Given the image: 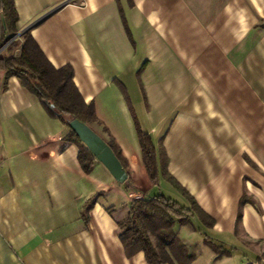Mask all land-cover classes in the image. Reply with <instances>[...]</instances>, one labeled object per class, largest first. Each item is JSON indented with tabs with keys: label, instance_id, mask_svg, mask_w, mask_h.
Wrapping results in <instances>:
<instances>
[{
	"label": "crops",
	"instance_id": "crops-1",
	"mask_svg": "<svg viewBox=\"0 0 264 264\" xmlns=\"http://www.w3.org/2000/svg\"><path fill=\"white\" fill-rule=\"evenodd\" d=\"M14 4L18 33H29L54 68L72 67L95 108L90 127L118 148L135 189L97 160L84 173L68 128L0 72V264H148L120 239L130 202L163 194L165 180L190 208L160 165L151 181L119 84L164 151L168 176L214 220L208 229L221 246L241 252L240 264H264V0Z\"/></svg>",
	"mask_w": 264,
	"mask_h": 264
},
{
	"label": "trees",
	"instance_id": "trees-1",
	"mask_svg": "<svg viewBox=\"0 0 264 264\" xmlns=\"http://www.w3.org/2000/svg\"><path fill=\"white\" fill-rule=\"evenodd\" d=\"M14 1L0 0V11L2 12L0 49L18 33V14ZM23 37L24 44L19 56H0V72L4 73L6 79L18 78L23 87L40 100L50 117L59 120L68 128L69 134L65 141L78 148L80 166L84 173L91 174L96 159L75 133L70 130L69 122L72 119H77L88 126L98 122L94 105L87 104L75 86L74 71L71 66L61 69L54 68L31 35L27 33ZM119 86L135 120L144 164L149 175L156 179L158 166L160 165L164 176L190 203V208L187 209L163 194L156 195L153 198L133 201L127 219L119 223L122 244L128 256L143 252L148 264H175V262L191 264L194 256L188 254L185 245L177 240L174 231L175 222L181 225L189 224L191 218L188 217L196 216L206 227L212 228L214 220L204 213L194 199L168 176V163L164 151L160 150L157 154L152 140L138 125L125 88L121 84ZM110 146L126 169L118 148L113 145ZM127 173L130 176L128 171ZM130 180L129 177L125 185H130ZM94 202V200L90 202L86 207V212L92 208ZM206 243L216 252L218 257L231 254L230 250L218 246L208 239H206ZM178 251H181L182 254L178 255Z\"/></svg>",
	"mask_w": 264,
	"mask_h": 264
},
{
	"label": "rangeland",
	"instance_id": "rangeland-1",
	"mask_svg": "<svg viewBox=\"0 0 264 264\" xmlns=\"http://www.w3.org/2000/svg\"><path fill=\"white\" fill-rule=\"evenodd\" d=\"M23 36L24 35L17 33L15 36H13L11 38V40L9 42H7L6 52L3 55L4 57H9V56L17 57L16 55L19 53V51L21 50V48L24 44V37ZM137 122H138L139 127L141 128L138 120H137ZM134 123H135V120H134ZM135 129H136V133L138 135L136 124H135ZM103 132H106V131H104V129H103ZM150 179L152 182L155 181L153 176H151ZM130 182H131L130 185H126V186L129 187L130 189H135L134 188L135 183L133 182L132 179L130 180ZM164 183H166L165 180L159 181V188L162 189L164 196L172 199L173 201H178V202L183 201V199L181 197H179V195H177L175 193L174 194L170 193L168 191L166 185H164ZM156 193L158 194V190ZM114 199H115L116 205H118L120 207L123 206L124 198L121 195H119L118 193H115ZM132 202L133 201H131L130 203L132 204ZM188 218L190 219L192 217H188ZM174 231L176 233L177 240L180 243L185 245L186 252H188V254H190V255H193L194 259L196 256L199 257L197 264H240L241 263L240 258L243 257V254L239 251H234V250H231L230 248H226L224 246L223 247L225 249L230 250L231 252H234L233 253L234 256L231 259H229V258L224 259V258L218 257L216 252L206 243V239H208L209 241L213 242L214 244H216L218 246H221V243L218 242V241H220L221 238L218 237L217 235H215L214 233H212L211 230L208 229V227L204 228V226H201L200 222L198 220H193L192 223L190 222L189 224H185V225H181L178 222H175ZM153 240H154V237H153ZM228 247H230V245ZM177 254L179 255L182 253H181V251H178Z\"/></svg>",
	"mask_w": 264,
	"mask_h": 264
},
{
	"label": "water",
	"instance_id": "water-1",
	"mask_svg": "<svg viewBox=\"0 0 264 264\" xmlns=\"http://www.w3.org/2000/svg\"><path fill=\"white\" fill-rule=\"evenodd\" d=\"M69 128L89 149L95 159L108 170L118 184L124 185L127 183L129 176L126 169L105 140L90 128V126L77 119L70 120Z\"/></svg>",
	"mask_w": 264,
	"mask_h": 264
}]
</instances>
